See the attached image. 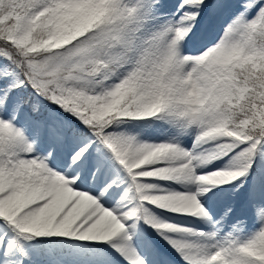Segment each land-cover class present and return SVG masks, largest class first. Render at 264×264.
Segmentation results:
<instances>
[{"label":"snow or ice","instance_id":"1","mask_svg":"<svg viewBox=\"0 0 264 264\" xmlns=\"http://www.w3.org/2000/svg\"><path fill=\"white\" fill-rule=\"evenodd\" d=\"M0 264H264V0H0Z\"/></svg>","mask_w":264,"mask_h":264}]
</instances>
